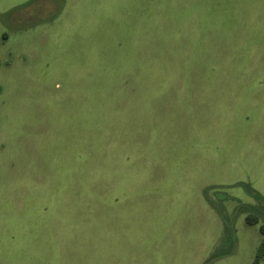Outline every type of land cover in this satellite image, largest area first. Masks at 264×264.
<instances>
[{
  "label": "rangeland",
  "instance_id": "1",
  "mask_svg": "<svg viewBox=\"0 0 264 264\" xmlns=\"http://www.w3.org/2000/svg\"><path fill=\"white\" fill-rule=\"evenodd\" d=\"M256 195L264 0H0V264H255Z\"/></svg>",
  "mask_w": 264,
  "mask_h": 264
},
{
  "label": "trees",
  "instance_id": "2",
  "mask_svg": "<svg viewBox=\"0 0 264 264\" xmlns=\"http://www.w3.org/2000/svg\"><path fill=\"white\" fill-rule=\"evenodd\" d=\"M255 197L258 200L263 201V199L259 195H256ZM226 251H228V250H226ZM222 254H223L222 252H219L218 254H214V255L216 256V255H222ZM262 258H264V240L260 243L259 247L256 250L255 264H257Z\"/></svg>",
  "mask_w": 264,
  "mask_h": 264
}]
</instances>
